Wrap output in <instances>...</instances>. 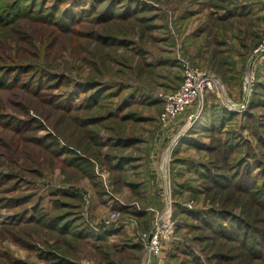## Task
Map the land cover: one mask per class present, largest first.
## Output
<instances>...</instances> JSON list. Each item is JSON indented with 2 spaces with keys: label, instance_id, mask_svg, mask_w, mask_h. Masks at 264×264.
<instances>
[{
  "label": "rangeland",
  "instance_id": "obj_1",
  "mask_svg": "<svg viewBox=\"0 0 264 264\" xmlns=\"http://www.w3.org/2000/svg\"><path fill=\"white\" fill-rule=\"evenodd\" d=\"M263 45L264 0H0V264H264Z\"/></svg>",
  "mask_w": 264,
  "mask_h": 264
},
{
  "label": "built area",
  "instance_id": "obj_2",
  "mask_svg": "<svg viewBox=\"0 0 264 264\" xmlns=\"http://www.w3.org/2000/svg\"><path fill=\"white\" fill-rule=\"evenodd\" d=\"M262 48L264 49V45ZM182 67L183 80L181 85L163 98L161 117L164 121L173 120L193 104H202L204 95L214 86L215 78L211 74L199 72L187 62H183ZM170 230H172V223L170 218H168L155 226L150 234L143 235V241L151 256L159 254L160 243L172 234ZM150 235L151 239L149 241Z\"/></svg>",
  "mask_w": 264,
  "mask_h": 264
},
{
  "label": "trees",
  "instance_id": "obj_3",
  "mask_svg": "<svg viewBox=\"0 0 264 264\" xmlns=\"http://www.w3.org/2000/svg\"><path fill=\"white\" fill-rule=\"evenodd\" d=\"M237 222H236V220H233L231 218L229 223L224 224L226 233H229L233 236H235L237 233H241L242 231H244V233H245V230H243L244 227L240 226L239 224L237 225ZM239 228H241L242 231ZM261 236H262V231H260V234L258 236L253 237V241H254L255 246L253 244H251V246L250 245L247 246V242L245 244V241L243 240V239H245V234H244V236H242V240L244 241L243 244H245L248 247V249L252 252L263 251L262 248L264 247V243L260 239ZM237 238H240V237H237ZM260 246H261V248H259Z\"/></svg>",
  "mask_w": 264,
  "mask_h": 264
},
{
  "label": "water",
  "instance_id": "obj_4",
  "mask_svg": "<svg viewBox=\"0 0 264 264\" xmlns=\"http://www.w3.org/2000/svg\"><path fill=\"white\" fill-rule=\"evenodd\" d=\"M150 239H151V235L149 236V239L148 240L150 241Z\"/></svg>",
  "mask_w": 264,
  "mask_h": 264
}]
</instances>
